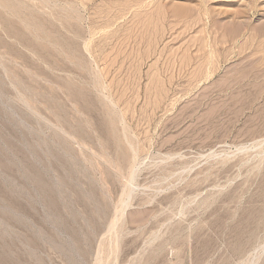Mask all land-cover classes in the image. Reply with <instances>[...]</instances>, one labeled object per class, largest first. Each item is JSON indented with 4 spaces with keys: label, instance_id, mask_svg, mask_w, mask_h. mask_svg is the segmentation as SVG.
Returning a JSON list of instances; mask_svg holds the SVG:
<instances>
[{
    "label": "rangeland",
    "instance_id": "obj_1",
    "mask_svg": "<svg viewBox=\"0 0 264 264\" xmlns=\"http://www.w3.org/2000/svg\"><path fill=\"white\" fill-rule=\"evenodd\" d=\"M23 1L0 4V264L247 260L264 0Z\"/></svg>",
    "mask_w": 264,
    "mask_h": 264
},
{
    "label": "bare ground",
    "instance_id": "obj_2",
    "mask_svg": "<svg viewBox=\"0 0 264 264\" xmlns=\"http://www.w3.org/2000/svg\"><path fill=\"white\" fill-rule=\"evenodd\" d=\"M19 2H20V4L22 5H25L24 3H26L25 1H23V0H18ZM150 1V0H149ZM58 2V1H57ZM141 3V2H140ZM1 4V6H2V8L4 7V8H6L7 10H12V11H14V13L16 14V15H18L19 13H21V12H18L17 11V8H16V6H14V4L12 3V0L11 1H2V3H0ZM55 4V3H54ZM64 4V3H63ZM26 5H27V3H26ZM37 5V4H36ZM138 5V4H137ZM142 7V6H141ZM23 8V7H22ZM19 10V9H18ZM63 11V10H62ZM71 12H73V11H71ZM42 13V12H41ZM65 14V13H64ZM71 15V14H70ZM20 17V19H22V17L21 16H19ZM46 18V17H45ZM146 18V17H145ZM144 18V19H145ZM51 19V18H50ZM23 21H24V19H22ZM83 20V19H82ZM121 20V19H120ZM27 21V20H26ZM27 23V22H26ZM32 23V22H31ZM55 24V23H54ZM33 29V28H32ZM39 40V39H38ZM44 42V41H43ZM73 51V50H72ZM56 53V52H55ZM23 99V98H22ZM264 142V141H263ZM256 143V142H255ZM252 145H255L254 143L252 144ZM259 145V146H258ZM253 147V146H252ZM255 147H260V150H258L256 153L259 155V159H264L263 157H264V147L262 148V146H261V144L260 143H258V144H256L255 145ZM255 147H253V148H251V147H248V148H251V149H253V150H255L256 148ZM244 148H247V147H241V148H239V147H237V149L235 150L236 151V153H242V152H246L245 151V149ZM247 148V149H248ZM258 149V148H257ZM261 159V160H262ZM260 161V160H259ZM138 164V163H137ZM133 165H134V163H133ZM132 165V167H130V171H129V176H128V181H127V184H126V187H125V189H124V191H123V200L121 201L122 202V205H121V211H120V213L118 214V216L113 220V222L111 223V225H110V227H109V229L111 230V229H113L115 226H116V223H117V221H119V220H121L120 218H121V216L123 215V213H122V211L124 210V207H125V205L127 204V202L129 201V199H130V194L132 193V191H133V188H132V184H133V182H134V176H135V174H136V172H137V167H136V164L133 166ZM117 227V226H116ZM116 228H114V230H115ZM110 230H109V232H110ZM116 231V230H115ZM111 232H112V230H111ZM118 232V231H117ZM112 235H113V232L111 233ZM118 234V233H117ZM113 236H115V235H113ZM120 236V235H119ZM118 239V237H117V235H116V237L114 238V240H113V238H112V241H114V244H115V241ZM118 241V240H117ZM116 241V242H117ZM111 243V242H110ZM113 244V243H112ZM113 244V245H114ZM117 244V243H116ZM116 244H115V246H116ZM112 246V245H111ZM108 247V246H107ZM112 248V247H111ZM116 248H117V246H116ZM108 249V248H107ZM109 250V249H108ZM107 250V251H108ZM114 250H115V247H114ZM113 250V251H114ZM106 251V252H107ZM109 251H111V250H109ZM112 251V252H113ZM264 252V242L261 244V245H259L258 247H256V249L254 250V252L251 254V256H249V258L247 259V260H243V263H240V264H256L257 263V259H258V257L260 256V255H262V253ZM115 253V252H114ZM108 254H110V253H108ZM104 255V254H103ZM106 255V254H105ZM111 255V254H110ZM114 256H115V254H114ZM101 257V260L103 261V259H102V255H100L99 256V258ZM113 259H114V257H113ZM105 260H106V258H105ZM104 260V261H105ZM110 260V259H109ZM112 260V259H111ZM108 260H106V262H107ZM100 264H101V261H100ZM108 264V263H107Z\"/></svg>",
    "mask_w": 264,
    "mask_h": 264
}]
</instances>
